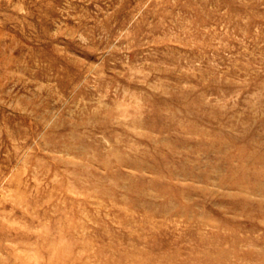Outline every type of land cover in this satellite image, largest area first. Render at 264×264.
Masks as SVG:
<instances>
[{
    "label": "rangeland",
    "instance_id": "rangeland-1",
    "mask_svg": "<svg viewBox=\"0 0 264 264\" xmlns=\"http://www.w3.org/2000/svg\"><path fill=\"white\" fill-rule=\"evenodd\" d=\"M0 264H264V0H0Z\"/></svg>",
    "mask_w": 264,
    "mask_h": 264
}]
</instances>
